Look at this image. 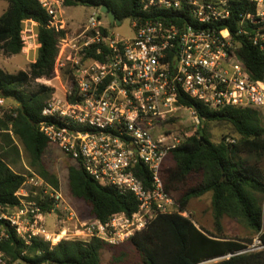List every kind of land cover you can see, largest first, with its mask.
<instances>
[{"label":"built area","instance_id":"obj_1","mask_svg":"<svg viewBox=\"0 0 264 264\" xmlns=\"http://www.w3.org/2000/svg\"><path fill=\"white\" fill-rule=\"evenodd\" d=\"M140 1L145 15L132 19L135 36L117 38L102 20L100 8L87 24L70 32L64 0H39L51 17L50 26L66 30V35L59 41L55 75L36 80L54 88L42 110L53 121H42L39 130L79 160L100 185L133 193L138 210L132 215L114 213L106 221L81 218L60 186L27 173L16 193L20 204L0 205V241L8 237L7 225L27 243L33 237L52 244L93 237L110 244L128 240L159 213L178 210L164 189L161 169L171 149L183 141L168 128L156 133L152 129L179 120L182 111L198 129L202 121L198 109L181 103L180 97L210 109L264 108V75L254 77L242 54L247 43L264 53V0ZM228 22L235 23L233 31ZM36 25L23 21L22 51L28 55L38 45ZM95 46L100 58L87 57ZM64 61L71 63L67 78L61 75ZM9 100L0 91V118L16 116V106ZM2 133L0 129V145ZM140 164L151 174L149 186L137 174ZM44 203L52 204L51 211L43 210ZM54 213L59 234L49 225ZM182 214L189 217L186 211ZM253 246L263 247L258 237ZM247 251L252 250L237 254ZM222 258L225 255L205 263ZM8 260L0 251V264Z\"/></svg>","mask_w":264,"mask_h":264},{"label":"trees","instance_id":"obj_2","mask_svg":"<svg viewBox=\"0 0 264 264\" xmlns=\"http://www.w3.org/2000/svg\"><path fill=\"white\" fill-rule=\"evenodd\" d=\"M6 1L9 6L0 16V51L10 56L22 52L25 47L21 36L24 20L35 21L38 34L36 60L28 70L11 73L0 66V91L18 103L16 116L0 118V129L3 130L0 205L17 206L20 198L16 193L23 186L27 173L15 172L6 159L12 150L17 151L16 140L28 153L30 167L56 187L60 185L57 175L43 165L50 141L39 130L42 121H53L44 117L42 110L54 88L36 83V80L55 75L59 41L66 35V30L58 31L50 26L51 17L39 0ZM64 5H86L96 9L107 5L121 21L145 15L140 0H64ZM228 24L233 31L235 23ZM102 47L106 49V46ZM96 48L88 50L86 56L100 58ZM242 54L252 75L261 78L264 53L247 43ZM180 101L195 106L202 121L193 135L171 149L167 158L170 157L172 163L167 164L166 158L162 165L164 189L173 197L178 210L159 213L146 228L127 241L139 254L141 264H264V124L261 111L234 106L210 109L188 96L180 97ZM208 121L230 122L240 137L230 142L224 135L222 141L216 143L207 135L204 124ZM137 174L147 186L151 184V174L144 165L138 166ZM68 178L70 194L85 202L91 217L106 221L114 213L132 215L138 210L139 201L133 193L100 185L79 160L69 166ZM208 192L212 193L215 231L199 228L190 217L182 214L188 210L193 198ZM51 209V203L43 204L44 211ZM224 217L244 222L252 236L227 237ZM6 227L8 237L0 241V251L9 259L8 264H102L101 253L111 245L96 237L62 239L56 244L33 237L27 243L13 228ZM255 237L261 241L262 248L237 254L247 248L245 242L251 243ZM224 255L227 257L223 260L205 263Z\"/></svg>","mask_w":264,"mask_h":264},{"label":"rangeland","instance_id":"obj_3","mask_svg":"<svg viewBox=\"0 0 264 264\" xmlns=\"http://www.w3.org/2000/svg\"><path fill=\"white\" fill-rule=\"evenodd\" d=\"M9 6L8 1L0 0V16L7 10ZM64 18L69 23L68 29L70 32H77L82 25L88 23L90 16L96 12V8L92 6L86 5H77V6H68L64 7ZM101 18L104 21L105 25L114 33L117 38H133L136 34L135 29L133 27L132 18H126L121 21L120 24L116 23L111 25L108 21V18L105 14H101ZM10 55H6L2 51H0V66L1 65H10L9 69L4 68L6 71L9 70L14 71V73L20 70H28L31 64V61L37 56L34 51H30L29 56H17L16 59H8ZM11 61V64H8ZM71 71V63L69 61H64V66L61 69V75L63 78H67ZM12 73V72H11ZM41 84L40 82H36ZM53 83L57 84L56 81ZM45 85V84H44ZM262 113V120L264 124V108H259ZM191 118L187 112L182 111L180 113L179 120L175 121V124L169 123L167 126H163L161 123L157 125L156 128L152 129L153 133L160 132L166 130V128L175 131V134L178 135L182 141H184L190 135H193L196 130H194L191 125ZM205 129L207 131L208 137L218 143L222 141L223 136H228V141L231 139H238L240 136L235 131L233 125L230 122L225 121H208L205 122ZM3 143V142H2ZM17 146V151L12 150L11 154L6 158L9 164L13 165V163H19L22 166L27 164L29 167V156L25 151L22 144L16 140L14 143ZM2 145V144H1ZM0 145V151H1ZM10 149V148H8ZM167 158V157H166ZM167 164L172 163L170 157L166 159ZM76 164V160L72 159V157L63 152V150L56 144L50 143L47 147L44 156H43V165L45 168L56 174L60 187L66 195L68 201L71 206L77 211L81 218H89V207L85 204L83 200L77 199L73 197L69 192V166ZM31 168V167H30ZM38 174L37 170L31 168L30 173ZM28 189H32L33 187L28 185ZM263 208H264V200H263ZM212 210V193L208 192L200 198H193L190 201L188 210L186 211L188 216L197 224H199V220H201V225L203 229L208 231H215L213 213L210 212ZM49 225L52 232H56L59 234V230L56 229V213L48 218ZM264 224V222H263ZM223 227L224 234L227 237H237V238H249L252 236V231L246 226V224L242 221H238L235 219H231L229 217L223 218ZM254 238L253 242H245L247 243V248L249 250H254ZM110 244V243H109ZM217 259L216 261L223 260ZM215 261V262H216ZM101 262L102 264H141V260L137 251L133 248V246L126 240L124 242H119L116 244L109 245L106 249H104L101 253ZM11 264H22L21 262H15Z\"/></svg>","mask_w":264,"mask_h":264},{"label":"crops","instance_id":"obj_4","mask_svg":"<svg viewBox=\"0 0 264 264\" xmlns=\"http://www.w3.org/2000/svg\"><path fill=\"white\" fill-rule=\"evenodd\" d=\"M65 7H68V6H65ZM64 12H65V10H64ZM36 27H37V25H36ZM37 49H38V45L37 46H34L33 47V50L32 51H34L35 52V54L37 55ZM27 50L25 49V51L23 52H21L20 54H16V55H11V56H8L9 58L8 59H16L15 61H17L18 62V60H17V56L18 55H22V56H29L28 54H26L25 52H26ZM36 60V57L31 61V63H33L34 61ZM9 63L8 64H11L12 62L11 61H8ZM2 67H6V68H8L9 69V66L10 65H1ZM25 70V69H24ZM9 72H12V73H14V71H11V70H9ZM54 81H56V83L58 84V81L57 80H54ZM53 83V82H52ZM55 84V83H54ZM9 102L11 103V104H13V105H15V106H17L18 105V103H16L14 100H9ZM10 166L12 167V169L15 171V172H19V173H26V172H30L31 171V168L27 165V164H24L23 166L21 165V164H19V163H13V165H11L10 164ZM198 198H200V197H198ZM210 212H212V210L210 211ZM200 222H199V224H197L196 223V225L199 227V228H201L202 227V223H201V220H199Z\"/></svg>","mask_w":264,"mask_h":264},{"label":"water","instance_id":"obj_5","mask_svg":"<svg viewBox=\"0 0 264 264\" xmlns=\"http://www.w3.org/2000/svg\"><path fill=\"white\" fill-rule=\"evenodd\" d=\"M100 11L105 14L108 18V21L111 25H114L116 23L120 24L121 20L118 18V16L115 14L113 10H111L107 5H103L100 8ZM203 139V137H202Z\"/></svg>","mask_w":264,"mask_h":264},{"label":"bare ground","instance_id":"obj_6","mask_svg":"<svg viewBox=\"0 0 264 264\" xmlns=\"http://www.w3.org/2000/svg\"><path fill=\"white\" fill-rule=\"evenodd\" d=\"M58 237H60V236H58ZM58 237L55 238V240H54L55 242L58 241V239H59ZM226 257H227V256H225V258H226Z\"/></svg>","mask_w":264,"mask_h":264}]
</instances>
